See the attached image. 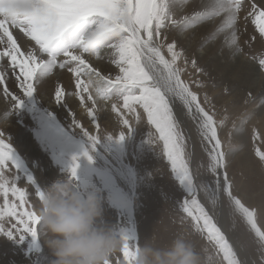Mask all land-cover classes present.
<instances>
[{"label":"snow or ice","instance_id":"snow-or-ice-1","mask_svg":"<svg viewBox=\"0 0 264 264\" xmlns=\"http://www.w3.org/2000/svg\"><path fill=\"white\" fill-rule=\"evenodd\" d=\"M189 2L0 0V85L7 83L9 73L6 67L10 68L11 75L23 93L22 96L13 95L7 87L4 88V98L14 111L23 105L26 98L35 95L36 85L49 77L54 69H67L76 87L75 93L68 94L80 98L82 107L97 130L100 127L95 115L97 101L111 103V111L116 114L118 122L128 129L127 132L132 129V121L126 116L130 115L137 122L146 118L148 125L155 129V140L162 142L163 154L186 194L181 209L191 219L193 228L206 234V239L223 255L225 264H241L225 234L197 198L198 188L185 151V136L173 109L175 102H179L193 119L205 145L209 160L207 167L215 180L214 187H201L209 194L211 205L215 207L221 195L226 197L256 237L261 250H264V230L258 226L257 210L245 206L232 191L227 173V154L218 134V129L227 117L218 121L215 113L202 105L198 93L192 90L189 82L182 79L185 69L180 66L181 61L185 67L191 63L196 72L201 69L195 59L189 61L175 38L169 41L166 30L183 34L205 22L218 21L214 30L204 38L205 43L223 36L224 46L235 56L243 51L237 36V21L241 11L247 3L244 19H251L260 37L264 38V4L258 5L255 0H200L198 9L191 14L178 15V10H182ZM18 4L30 7L20 11ZM13 29L27 37L32 42L31 46L22 50L17 38H14ZM104 49L110 50L108 59L118 69L115 76L103 74L90 63L89 58L103 60ZM254 59L259 70L264 73V56ZM195 83L197 87H203L199 80ZM65 95V90L57 84L56 103L60 104ZM86 101H90L92 107H88ZM207 103L209 100L205 95L204 104ZM11 112L5 111V118ZM72 126L80 129L90 146L94 147L99 142V134H90L75 116ZM236 131L241 129L237 128ZM125 134L120 131L116 135L104 137H115L119 142ZM252 136L254 140L260 138L255 129ZM229 147L231 150L233 146L230 144ZM82 155L91 160L87 151ZM255 155L264 167V151L256 148ZM75 161L76 157H73L69 169L73 176L77 167ZM21 171L20 162L5 141L3 131H0V235L18 242L31 237L35 242L40 233V218L34 205L28 202L31 199L28 192L17 186ZM26 181L34 189L40 205L44 198L43 191L36 187L31 175L26 177ZM6 221L14 223L6 227ZM121 236L124 241L120 248L123 264H131L138 245L134 237L125 233H121Z\"/></svg>","mask_w":264,"mask_h":264},{"label":"rangeland","instance_id":"rangeland-1","mask_svg":"<svg viewBox=\"0 0 264 264\" xmlns=\"http://www.w3.org/2000/svg\"><path fill=\"white\" fill-rule=\"evenodd\" d=\"M258 1L255 0L256 3ZM200 34L201 28L197 25L183 34L175 32L172 37L186 53ZM190 37L192 38L189 39ZM24 38L28 40L27 37ZM215 42L216 40L209 41L204 49L196 48L195 60L199 62L198 60L202 59ZM262 52H255L254 56L248 52L233 56L232 52L221 51L215 55L221 58V64L242 62L239 67L246 64L250 69L251 63L258 70L259 66L254 58L264 56V50ZM89 60L92 65L96 62L93 58ZM213 60L214 56L209 60V64ZM202 65L205 64L198 63L201 71L196 72L191 64L185 67L181 61L180 66L185 69L182 72V79L189 82L192 90L198 93L202 105L213 111L218 121L227 117L223 126L218 129V134L224 142V151L227 154V173L232 191L245 206L257 210L258 226L264 230V167L255 155L256 148L264 151V120L261 118L264 113L255 104L257 99L253 100L252 91L245 88L243 90L237 85L227 86V83L216 77L215 74L219 73L218 68L211 67L210 71L213 73H209ZM60 71L61 69H54L51 76L58 77ZM259 74L261 76L252 77L256 79V83L251 85L252 88L263 86L264 73L259 70ZM197 80L203 87L196 86ZM205 95L209 100L207 104H204ZM70 96L72 100L69 103L75 100L72 109L68 105L58 108L55 97L50 95L47 98L50 99L51 106H55L49 108L47 106L50 104L42 105L40 103L42 99L36 93L33 97L26 98L23 105L14 111L12 106L0 101V114L3 111H12L17 123L16 133H20L19 138L8 137L5 134L4 138L22 166L17 186L28 192L31 197L29 204L34 205L36 210L40 207L34 189L26 181L28 175L37 182L36 187L41 191L56 181L70 179L73 189L82 198L89 191L96 194L101 208V215L97 220L99 225L134 237L137 245H142L152 238L157 245L163 246L177 234H182L201 254L205 264H225L223 255L206 239V234L196 231L191 219L182 211L181 204L186 194L179 181L175 179L163 154L162 142L155 140V129L148 125L146 118L137 122L130 115L126 116L132 121V129L127 132L128 129L118 122L116 114L111 111V103L97 101L96 123L99 124L101 121L109 126V129H105L99 124L97 130L93 122L85 119L87 116L82 115L81 118L76 116L77 109L85 111L86 109L81 106L80 98ZM262 96L264 97V94ZM41 97L46 98L45 95ZM5 100L4 98V102ZM86 103L88 107H92L90 101ZM138 111L142 112L140 109ZM183 113L188 126L179 124L185 136V151L198 188L197 198L222 232L229 235L230 239L225 234L241 264H264V250H261L256 237L241 216L234 211L227 198L221 195V204L217 203L215 207L209 202V194L201 185L214 187L215 177L208 170V155L196 124L185 109ZM73 116L90 134H99L101 138L94 147L90 146L88 139L80 133V129L72 126ZM237 128L241 129L240 134L236 131ZM254 129L260 134L259 139H253ZM120 131L126 134L119 142L115 137L112 139L104 137L108 134L116 135ZM230 144L233 146L231 150ZM22 145L30 150L21 149ZM85 151L91 160L82 155ZM16 152L21 157L18 158ZM73 157H76L77 165L74 176L69 171ZM26 168H32L33 174ZM219 210L222 213L220 221L217 213ZM11 223L14 221H6L5 226H10ZM53 260L54 256L40 233L35 242L31 237L18 242L16 239L0 235V264H51ZM110 264H123V254L120 250L110 257Z\"/></svg>","mask_w":264,"mask_h":264},{"label":"clouds","instance_id":"clouds-1","mask_svg":"<svg viewBox=\"0 0 264 264\" xmlns=\"http://www.w3.org/2000/svg\"><path fill=\"white\" fill-rule=\"evenodd\" d=\"M17 7L26 11L30 5ZM43 193L37 210L39 230L54 256L51 264H108L124 241L120 233L97 223L101 208L96 194L89 191L82 198L70 179L54 182ZM131 264L205 262L194 246L182 234H177L163 246L152 238L138 245Z\"/></svg>","mask_w":264,"mask_h":264},{"label":"bare ground","instance_id":"bare-ground-1","mask_svg":"<svg viewBox=\"0 0 264 264\" xmlns=\"http://www.w3.org/2000/svg\"><path fill=\"white\" fill-rule=\"evenodd\" d=\"M199 3H200V0H190V2L182 9L181 12H180V10H178L177 14L178 15L191 14L194 10L198 9ZM257 4L258 5L264 4V0L263 1L259 0ZM247 9H248V4L246 3L244 9L240 13V17H239L238 21H237V36H238L239 45H240L241 49L243 50L242 53H240V54L243 55L244 53L248 52L249 54L250 53L252 54L251 56H254V54H256L258 52L260 53L264 50V38L260 37V34L256 30L255 25L252 24L251 19L245 21L244 17L247 15ZM217 23H218V21H211V22H205V23L199 25L201 28V34H200L199 38L193 43L191 48L188 51H186V53H185L187 55L189 61H191L192 59H195L194 58V56H195L194 52H195L196 48L202 47V49H204V47L205 48L207 47L206 44L209 41H213V40H209L205 43L204 38L207 37L214 30V27ZM12 31L14 33V38H17L18 44H20L22 46V50L24 47L31 46V42L29 40H26L24 38L23 34L19 33V30L13 29ZM166 32H167V36H168L169 41H171L173 39L172 36L176 31L175 30H172V31L166 30ZM191 38L192 37H190L189 39H191ZM214 40H216L215 44L211 45V48L202 57L201 60H198L199 61L198 63L202 62L203 64H205V65H202V67L204 70H207L209 73H213L212 71H210L211 67L218 68L219 73L215 74V75L218 79L221 80V82L223 81V82L227 83V86L237 85L239 88H242V89L245 88V89L252 91V93H254V94H252L253 100L257 99L255 104L258 105V107L260 108L262 113H264V108H263L264 103H261V101L264 100V97L262 96L264 94V83H263V86L260 88H259V85L255 86V87L253 86V88L251 86L252 84L256 83L255 82L256 79L255 78L252 79V77H255L257 75L261 76V74H259V69L257 70V68L252 66L251 63H250V69L248 68V66L246 64L240 65V67H239V64H242V62H236L234 64H223V63L221 64L220 63L221 58L217 57L215 55V53L216 52L221 53V51H222V53L232 52V51L228 47L224 46L223 36H220ZM102 54H104L103 55L104 59L103 60H95L96 62L93 63L94 66L96 68H98L105 75L115 76V74L118 72V70L115 69L116 68L115 65L111 64L109 59H108V56L110 55V50L104 49V50H102ZM213 56H214V60L212 63L209 64V60ZM4 64H5V66H7V60L4 61ZM189 64H191V63H189ZM6 70L8 71L9 75H8L7 83L5 85H0V101L2 100L3 103H6L8 106L9 105L11 106V104L8 102V100H5V102H4V95H3L4 88L7 87L8 90L13 95L22 96L23 93L21 92V90L18 86V82L15 80V77L11 75V69L6 67ZM212 70H215V69L212 68ZM17 72H18V69H17ZM60 72L61 73H59L58 77H53L50 75L49 77L42 80V82L40 84L36 85V88H37L36 94H38L39 98L44 100V101L40 100V103H42V105L50 104V106H47V107L51 108L55 105L51 106L50 99H48L47 96L50 95L51 97L52 96L55 97V87L57 84H59L65 90V93H66L65 96L66 97H65V100L63 99V101L60 104H57L58 108L63 107V105H68L70 107V109H72V108H74V105H75L74 101L75 100L73 101V103H69V101L72 100L71 96H70L72 94L69 95L68 93H72V92L75 93V91H76L75 81H74L71 73H69L67 71V69H63ZM240 73H242V75H240ZM245 89H243V90H245ZM248 90H247V92H248ZM42 95H45L46 98H42L41 97ZM173 109H174V112L177 116V120L179 121V123L182 126L187 127L188 124H187V121L184 117L183 106L181 104H179V102H175L173 104ZM4 113H5V111H3L0 114V130L3 131V133L8 137L15 136V137L19 138L20 133H16V130H15L17 123H16V120L14 119L15 117L13 116L14 113L11 112V114L7 118H5ZM82 115H83V117H84V115H85V117L87 116L85 119H88V122H90V123L92 122L85 110L77 109L76 116L78 118H81ZM261 118L263 121L264 115H261ZM101 120H103V118H101ZM99 124L102 125L105 129H109V126L107 125V123H102L100 121ZM22 148H24V150H27V151L30 150L25 145H22L21 149ZM17 156H18V158L21 157V156H19L18 153H17ZM21 162H23V161H21ZM26 166H27V164H26ZM27 171L29 173L33 174L32 168L27 169ZM34 183L36 184V186H38L36 181H34ZM218 204H221L220 199H219ZM217 213L220 216V219H219V221H220L221 215H222L221 210H219ZM220 226H222V225H220ZM226 236L228 237V239H230L228 234H226Z\"/></svg>","mask_w":264,"mask_h":264}]
</instances>
